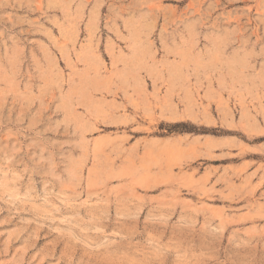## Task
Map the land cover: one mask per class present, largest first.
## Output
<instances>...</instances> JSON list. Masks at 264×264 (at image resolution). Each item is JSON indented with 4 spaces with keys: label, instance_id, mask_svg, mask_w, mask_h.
I'll use <instances>...</instances> for the list:
<instances>
[{
    "label": "rangeland",
    "instance_id": "obj_1",
    "mask_svg": "<svg viewBox=\"0 0 264 264\" xmlns=\"http://www.w3.org/2000/svg\"><path fill=\"white\" fill-rule=\"evenodd\" d=\"M0 264H264V0H0Z\"/></svg>",
    "mask_w": 264,
    "mask_h": 264
},
{
    "label": "bare ground",
    "instance_id": "obj_2",
    "mask_svg": "<svg viewBox=\"0 0 264 264\" xmlns=\"http://www.w3.org/2000/svg\"><path fill=\"white\" fill-rule=\"evenodd\" d=\"M217 42V41H216ZM230 42V41H229ZM225 43H227V42H225ZM224 43V44H225ZM215 44V43H214ZM224 44H222V45H224ZM231 44V43H230ZM228 46V45H227ZM222 47V46H221ZM223 48L225 49V47L223 46ZM222 49V48H221ZM141 50V49H140ZM218 50V49H217ZM220 50V49H219ZM136 51V50H135ZM178 54H180V53H178ZM178 54H177V56H178ZM221 55V54H220ZM179 57H182L183 58V56H179ZM186 63V62H185ZM240 63V62H239ZM186 66V65H185ZM188 66V65H187ZM189 68V67H188ZM180 69H181V67H180ZM183 69V68H182ZM175 75V74H174ZM183 78V77H182ZM90 85H92V84H90ZM80 93H82V92H80ZM85 95V94H84ZM85 97H86V95H85ZM82 99V98H81ZM226 114V113H225ZM77 172V171H76ZM74 173H75V171H74ZM72 174V173H71ZM70 174V175H71ZM76 174V173H75ZM73 178V177H72ZM75 179V178H74ZM96 214V213H95Z\"/></svg>",
    "mask_w": 264,
    "mask_h": 264
}]
</instances>
